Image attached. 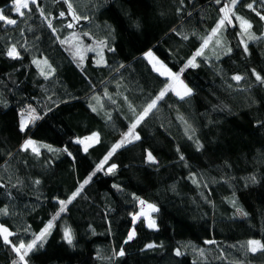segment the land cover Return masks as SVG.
Returning a JSON list of instances; mask_svg holds the SVG:
<instances>
[{
	"label": "trees",
	"instance_id": "obj_1",
	"mask_svg": "<svg viewBox=\"0 0 264 264\" xmlns=\"http://www.w3.org/2000/svg\"><path fill=\"white\" fill-rule=\"evenodd\" d=\"M70 2L80 19L64 0L30 2L23 16L12 0H0V11L17 21H0V209L7 210L0 224L12 233L10 244L0 237V264H23L12 246L30 243L49 221L43 247L24 264H264V249L253 252L247 243L264 245V83L253 75L264 78V21L257 15L264 2ZM225 4L235 13L232 23L209 40L198 66L181 74L191 95L167 93L133 130L140 139L97 170L167 83L145 53L179 72ZM237 15L252 27L242 31ZM12 45L18 58L7 55ZM26 107L39 119L21 131ZM92 133L98 141L84 151L76 139ZM27 139L37 152L21 150ZM82 184L53 220L59 201ZM140 199L157 209L153 229L133 222Z\"/></svg>",
	"mask_w": 264,
	"mask_h": 264
},
{
	"label": "snow or ice",
	"instance_id": "obj_2",
	"mask_svg": "<svg viewBox=\"0 0 264 264\" xmlns=\"http://www.w3.org/2000/svg\"><path fill=\"white\" fill-rule=\"evenodd\" d=\"M12 2H13V5H14V11L16 13H18L19 15L23 16L24 12H22L21 9H27L29 7V0H12ZM36 2H37V0H31L32 4H36ZM216 2L220 3V0H216ZM254 2H255V0H254ZM262 2H264V0H262ZM64 3H66L67 6H68L69 14L73 15L76 19H80V17L76 16V13L73 10V5L70 2V0H64ZM237 3H238V0H231L232 7H234ZM232 7H230L228 4H225L224 7L220 8V12L223 15L218 20L216 26L211 29V34L208 36V38H205L203 40V43L201 44L200 49L197 50V52L194 54V56L187 61V63L184 65L183 68L180 69L179 72H173L171 69H168L163 64H160L159 68H157L155 64L153 65V70L154 71H157L159 73V75H161V76H166L167 77V83L165 84L164 88L159 92V94L154 99L151 100V103H149L147 105V107L144 108L143 112L140 113L137 116L135 122L130 125L128 132L123 135L121 141L117 142L113 146V148L110 150L108 155L105 157L104 161H102L100 165H97V170H100L102 165H103V163H105L112 156V154L117 149L122 147L125 143H131L133 139L134 140H139L140 139L139 135H136L133 130L137 127V125H139L144 120V118L146 116L149 115V113L153 109H155L157 107L158 101L162 100L167 93L173 92L181 100H183L186 97L191 95L192 90L186 84H184L183 80H181V74L188 67H197L198 65L195 63V59H196V57L203 55V49L208 46L209 40L213 36L217 35V33L225 26L226 22L228 24L232 23V21H231V19L229 17V13H231L232 15H235V13L232 11ZM247 7L249 9H252L253 8V3H249L247 5ZM60 15L64 16L65 13L61 12ZM257 15L260 16L261 20H264V15H261L259 12H257ZM85 19H86V17H85ZM236 19L240 22V27H241L242 31H247V29L252 27V25L246 19H244L243 17H240V16L237 15ZM0 21H3V22H5L8 25H16L17 24V21L15 19H11V18L6 17L3 14L2 11H0ZM49 27H51V23H49ZM68 27H72V25L69 24ZM85 35H87V33H85ZM187 38H188L187 36L184 37V39H187ZM249 39H256V37L250 35ZM63 42L64 41H62V43ZM101 43H103V42H101ZM216 43L219 45L220 44V40H217ZM87 50H91V48H88ZM229 51H231V49H229ZM245 51H247V45L246 44H245ZM7 55L10 58H13V59L19 57V53L17 52V48H16L15 45H12L8 49ZM145 55H146V57H150L152 59H155L152 56V52L151 51L145 53ZM44 63L46 64L47 61H44ZM157 63H160V62L157 61ZM253 75L256 76V79L258 81H260L261 83H264V78H262L259 74H256L255 72H253ZM242 79H243V77H241L239 75H234L232 77V80L237 81V82H239ZM29 118L31 120H33V121L38 119V117H36L34 115V110H32V109L29 110ZM180 119L182 120L183 117H180ZM24 128H25V123L22 121L21 125H20V130L23 131ZM96 137H97V133H92V135L90 137H87L85 139L91 140V139H94ZM191 138L192 137L189 136V139H191ZM82 142L83 141H77V143H82ZM33 143L34 142L32 140L25 141V143L21 146V150H26ZM200 147H202V145H200L199 142H197V149L199 150ZM33 151H37V150L35 148H33ZM85 151H87V147H85ZM181 159H184V157L181 156ZM147 161L151 162V163H155L156 162L155 161V157L151 154V152H149L147 154ZM116 167H117L116 164H112L107 169L108 173H112L113 170L116 169ZM252 179L254 180V177ZM88 182L89 181L86 179L83 182V184H87ZM37 183H39V181H37ZM83 184L80 186V188H78L76 190V192H74L68 198L67 201H64V200L59 201L60 208H59V211L57 212L56 216L53 217V220H55L56 217H58L60 215V213H63V212L66 211V205L68 203H71L72 200L75 199V197L80 193L81 188H83ZM140 203L144 204V201H140ZM148 208L152 212L157 211V209H156V207L154 205H148ZM237 211L240 212L241 215H247V213L242 212L240 209H237ZM0 213L7 214V210L6 209H0ZM137 215H139V214H137ZM136 218H137V216L134 215L133 216V220L135 221ZM146 219H148V221H149L148 222V226L149 227L154 228L156 226L155 221L152 220L150 217H147ZM52 226H53L52 221H49V223L45 226V228L42 229L41 232L38 235H36L35 239L32 240L30 243L25 245L24 242H21L18 247L16 245L12 246V250L19 256V260L20 261H25V257H27L29 255V252L33 251L37 247H43L42 241H44L46 239V237L50 234V229L52 228ZM133 235H134V232H130L129 235H128V240H131L133 238ZM10 236H12V233L7 228H5L3 225H0V237H2L4 244H10L11 243L10 240H9ZM63 237H64V240L68 244H72L73 237H72L70 229H68V228L64 229ZM38 241H40L41 243L37 244ZM125 242L127 243V241H125ZM247 243L250 246H256V247H252L251 248V250L253 252H255L257 250V247H260V248L264 249V245H262L261 241H259V240H249ZM148 247H153V245H148ZM21 250H23V251H21ZM176 254L180 255V252L177 250ZM117 255L123 256L124 255L123 249H121V251L119 253H117ZM14 264H15V262H14Z\"/></svg>",
	"mask_w": 264,
	"mask_h": 264
},
{
	"label": "rangeland",
	"instance_id": "obj_3",
	"mask_svg": "<svg viewBox=\"0 0 264 264\" xmlns=\"http://www.w3.org/2000/svg\"><path fill=\"white\" fill-rule=\"evenodd\" d=\"M31 2V0H29V3ZM23 9H21V11H22ZM229 16H230V13H229ZM264 21V20H263ZM98 54H100L99 53V51H98ZM146 56V55H145ZM152 56L155 58V59H152V58H150V57H146L147 58V60L149 61V63L151 64V66L153 67V65L155 64L156 65V67L157 68H159L160 67V64H163L154 54H152ZM157 61H159L160 63H157ZM164 65V64H163ZM165 66V65H164ZM165 67H167V66H165ZM168 68V67H167ZM169 69V68H168ZM157 72V71H156ZM166 79H167V77L166 76H164ZM182 90V89H181ZM26 110L24 111L25 112V115H23V122L25 123V128H26V126H28V125H31L34 121L33 120H31L30 118H29V110H30V108L29 107H26L25 108ZM35 115V114H34ZM24 128V129H25ZM92 135V134H91ZM91 135H88V136H85V137H80V138H77L76 139V141H83L82 143H79L81 146H82V149L85 151V147H90L91 145H93V144H95L97 141H98V135H97V137L96 138H94V139H91V140H88V139H85V138H87V137H90ZM27 140H30V139H27ZM26 140V141H27ZM34 142V141H33ZM25 143V142H24ZM29 149H31V150H33V148H35L37 151H38V146H37V144L34 142L32 145H30L29 147H28ZM37 151H35V152H37ZM140 201H144V200H142V199H140V200H138L137 201V210H136V212H134L133 214H132V219H133V216L135 215V216H137V218L135 219V221L133 220V222L135 223V222H137L138 220H140V219H142V220H144L145 221V223H146V225H147V227L148 228H151V229H153L152 227H149L148 226V219H146L147 217H150L152 220H154V214H155V212H152L149 208H148V205H153V204H151V203H148V202H146V201H144V204H141L140 203ZM137 214H139V215H137ZM155 221V220H154ZM1 225V224H0ZM5 227V226H4ZM156 227V226H155ZM154 227V228H155ZM6 228V227H5ZM130 232H134L133 231V228L130 230ZM129 232V233H130ZM21 251H23V250H21ZM18 260H19V258H18ZM18 262H21V263H25V261H18Z\"/></svg>",
	"mask_w": 264,
	"mask_h": 264
},
{
	"label": "bare ground",
	"instance_id": "obj_4",
	"mask_svg": "<svg viewBox=\"0 0 264 264\" xmlns=\"http://www.w3.org/2000/svg\"><path fill=\"white\" fill-rule=\"evenodd\" d=\"M29 108H30V107H29ZM30 109H32V108H30ZM32 110H34V109H32ZM34 114H35V116H36V117H38V119H39V114H38V113H36V111H35V110H34ZM36 120H37V119H36ZM36 120H35V121H36ZM35 121H34V122H35ZM34 122H33V123H34ZM33 123H32V124H33Z\"/></svg>",
	"mask_w": 264,
	"mask_h": 264
},
{
	"label": "crops",
	"instance_id": "obj_5",
	"mask_svg": "<svg viewBox=\"0 0 264 264\" xmlns=\"http://www.w3.org/2000/svg\"><path fill=\"white\" fill-rule=\"evenodd\" d=\"M164 77V76H163Z\"/></svg>",
	"mask_w": 264,
	"mask_h": 264
}]
</instances>
